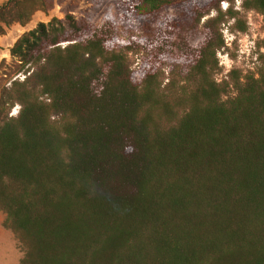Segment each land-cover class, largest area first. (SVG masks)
I'll use <instances>...</instances> for the list:
<instances>
[{"label": "trees", "instance_id": "1", "mask_svg": "<svg viewBox=\"0 0 264 264\" xmlns=\"http://www.w3.org/2000/svg\"><path fill=\"white\" fill-rule=\"evenodd\" d=\"M237 1L119 0L117 22L69 14L15 42L0 64V211L21 264H264V39L254 71L217 82L221 26L247 30ZM45 4H1L0 36ZM241 8L264 18V0ZM168 55L192 88L161 90Z\"/></svg>", "mask_w": 264, "mask_h": 264}, {"label": "rangeland", "instance_id": "2", "mask_svg": "<svg viewBox=\"0 0 264 264\" xmlns=\"http://www.w3.org/2000/svg\"><path fill=\"white\" fill-rule=\"evenodd\" d=\"M8 0H0V5ZM242 0L235 3L234 10L240 13V19L246 22V32L232 31L231 27L234 20L224 23L221 26V34L224 41V48L216 53L218 68L221 73L217 75V82L227 77L233 70L254 71L259 66L257 45L264 39V18L254 11L243 12L241 8ZM119 0H46L45 10L37 11L30 22L25 25H13L6 29L5 35L0 36V64L3 60L11 62L10 50L15 42L25 33L36 28L39 23H49L56 18L65 20L66 15L72 14L77 19L89 17L96 27H101L107 21L112 19L118 21L120 12L118 9ZM222 11L225 12L228 4H221ZM216 14L213 13L210 18ZM208 19V18H206ZM194 28L192 32V41L197 45L203 39V23ZM123 44L130 45L127 38H124ZM263 50H261V53ZM175 55H168L165 59L164 75L160 76L161 90H166L168 85L175 91L182 92L180 87L183 85L190 89L193 87L194 80L191 78L190 66L177 59ZM143 54H130L132 69L138 72L143 64ZM16 78L22 80L24 76L18 75ZM2 84L10 85L8 79H4ZM174 104V102H172ZM18 108L16 107L11 116H16ZM5 215L0 211V264H21L24 252L18 242L15 234L4 227Z\"/></svg>", "mask_w": 264, "mask_h": 264}]
</instances>
